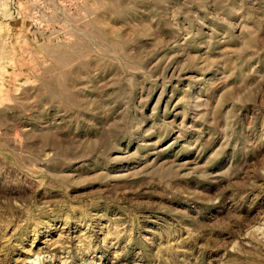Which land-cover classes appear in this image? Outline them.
<instances>
[{"label": "rangeland", "instance_id": "374dc122", "mask_svg": "<svg viewBox=\"0 0 264 264\" xmlns=\"http://www.w3.org/2000/svg\"><path fill=\"white\" fill-rule=\"evenodd\" d=\"M0 264H264V0H5Z\"/></svg>", "mask_w": 264, "mask_h": 264}, {"label": "built area", "instance_id": "2783aa9c", "mask_svg": "<svg viewBox=\"0 0 264 264\" xmlns=\"http://www.w3.org/2000/svg\"><path fill=\"white\" fill-rule=\"evenodd\" d=\"M6 5H5V0H0V19H4L5 16H7V12L5 9Z\"/></svg>", "mask_w": 264, "mask_h": 264}]
</instances>
